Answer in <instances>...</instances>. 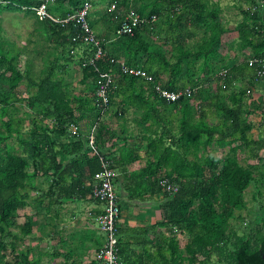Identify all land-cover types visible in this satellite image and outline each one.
Returning <instances> with one entry per match:
<instances>
[{
	"label": "trees",
	"instance_id": "trees-1",
	"mask_svg": "<svg viewBox=\"0 0 264 264\" xmlns=\"http://www.w3.org/2000/svg\"><path fill=\"white\" fill-rule=\"evenodd\" d=\"M8 1L0 2V12L32 15L38 25L36 29L54 41L55 48H62L61 69L65 70L66 62L77 59L73 62L79 67V81L84 88L77 94L67 91L68 84L63 83L61 76H55L58 59L46 65L41 75L34 76L30 66L23 73L14 62L20 51L8 40H0V264H38L39 257L31 256V245L19 248L18 241L25 244L30 237L35 217L46 218L48 211L58 212L64 201L90 193L94 173L100 169L99 154L106 156L102 148L113 137L103 115L110 110L121 119L130 104L146 109L150 117L154 100L179 106L182 117L177 138L184 146L152 147L150 163L131 173L128 182L145 186L144 192L148 190L151 194L160 192V177L176 186L173 193L163 191L165 199L160 205L163 217L160 224L166 225L168 231L164 239L169 252L165 264H183L184 260L186 264H264L262 190L258 189L263 198L255 226L238 233L231 224L233 218L241 217L235 212L243 207L249 185L260 183L264 190V161H261L264 133L254 136L248 118L256 109L264 114V99L258 104L251 94H246V89L256 82L253 72L249 74L252 68L247 60L264 56V0H234L244 1L246 8L241 9L243 18L234 27L236 38L228 41H224V36L229 28L220 21L217 5L214 2L210 5L208 0H124L126 7L131 6L141 16L155 15L157 19L141 23L132 34L119 36L114 32L119 21L107 10L112 0H91L92 7L96 4L104 7L91 11L90 26H97L94 15L99 13L105 18L107 34L105 37L96 34L102 53L85 65L82 62L89 59L94 49L72 40L78 32L73 23L43 19L19 6H36L41 0ZM83 1L55 0L49 11L65 17ZM164 26L160 36L159 30ZM79 47H83L81 52L71 53ZM225 50L239 53H232L234 61L220 68L218 64L230 57V52L224 54ZM246 50L248 55H244ZM111 59H123L129 65L145 69L167 89L189 88L191 92L174 101L159 99L151 82L124 74ZM222 69L226 70L225 75L220 73ZM102 72H110L112 82L108 106L101 115L95 101L97 80ZM249 75L252 80L248 86H236L238 78ZM134 97L140 98L139 104ZM249 97L251 102L247 103ZM16 103L23 108L22 116L16 113ZM210 110L216 114L212 122ZM96 122L94 152L88 145L87 134ZM72 123L78 126L77 135L69 131ZM159 135L162 139L165 133ZM215 149L226 152L220 157L212 152ZM126 151L128 156L133 153ZM190 154L192 160L187 157ZM242 158L247 161L241 163ZM138 175L139 183L135 179ZM39 177L48 182L45 188L40 186L42 182L36 183ZM86 182L89 188L84 186ZM26 207L35 216L28 214L18 224V211ZM179 232L187 235L185 258L178 243Z\"/></svg>",
	"mask_w": 264,
	"mask_h": 264
},
{
	"label": "crops",
	"instance_id": "crops-1",
	"mask_svg": "<svg viewBox=\"0 0 264 264\" xmlns=\"http://www.w3.org/2000/svg\"><path fill=\"white\" fill-rule=\"evenodd\" d=\"M99 6L100 9L104 7ZM94 17L98 20V27L93 28L95 33L105 37L107 34L105 18L99 13ZM165 28L164 26L163 30H159L160 36H163ZM252 72L253 70H250L249 74ZM250 76H247L248 81L252 80ZM254 86L258 95H253L254 87L251 88V95L259 104L264 93V82L256 81ZM133 100L138 101L139 104L140 98L134 97ZM149 111L153 116L146 115V109H138L129 104L121 119L117 118L112 111L103 116L105 123L113 132V137L104 145L102 151L111 159L116 173L114 187L121 208L117 224L118 241L123 264H165L168 254L164 243V239L168 236L167 226L160 224L163 217L161 208L158 206L164 198L158 192L153 194L148 190L144 192L145 186H138L139 184L134 182L130 184L128 180L132 178L131 173L140 171L150 163L152 147L183 148V143L177 138L182 112L178 105L168 104L167 106L161 100H154ZM260 111V109L254 111L262 117L257 126H264V114ZM210 112L209 120L212 122L211 118L216 120V114L211 110ZM161 130L165 133L162 139L159 135ZM126 149L133 151L129 153L131 156H128ZM187 157L190 160L193 159L192 154ZM165 169L166 167L163 171ZM135 179L139 183L141 176H135ZM84 186L89 188L87 182ZM136 193L143 194L141 197L131 196ZM101 208L102 204L93 199L88 192L84 196L64 201L58 212L53 210L48 213L47 245L53 251V261L57 263L62 261L63 264L93 263V254L102 244V236L96 228L94 219Z\"/></svg>",
	"mask_w": 264,
	"mask_h": 264
},
{
	"label": "built area",
	"instance_id": "built-area-1",
	"mask_svg": "<svg viewBox=\"0 0 264 264\" xmlns=\"http://www.w3.org/2000/svg\"><path fill=\"white\" fill-rule=\"evenodd\" d=\"M55 0H41L38 5H19L22 10H32L35 14L43 19H50L54 22L65 24L73 23L77 27L78 32L72 37V40H79L84 45H89L91 49H94L93 54L88 60L82 62L83 65L93 62V59L99 57L102 53L101 40L97 37L93 28L89 23V15L92 11L91 0H84L79 8L65 17H59L56 14L49 11V6L54 3ZM124 0H112L108 2L107 10L113 13V18L119 21V25L115 28V35L132 34L134 29L143 22H154L157 17L151 15L150 17L141 16L131 6L126 7L123 4ZM0 2H9L8 0H0ZM77 49V48H76ZM75 49L71 50L74 53ZM115 61L120 70L127 75H132L143 79L146 82H151L153 90L157 94L159 99L165 101H174L182 95H189L191 89H179L170 90L160 82H156L154 77L149 74L145 69L129 65L123 59H116ZM247 64L253 70L254 79L256 81L264 82V56L250 57L247 60ZM225 75L226 70L222 69L220 72ZM112 82V74L110 72H102L99 74L97 80L96 101L95 104L100 108V114H104L105 109L109 102V88ZM224 86V85H223ZM246 94H252V89L248 87ZM264 99V93L262 94ZM97 128V122L94 123L88 131V145L91 150L96 152L97 147L94 143V135ZM69 131L72 135L78 134V126L76 124H70ZM100 169L94 173L95 182L90 189V195L93 199L102 204V208L98 214L95 215V224L98 232L102 236V244L93 254V264H123L119 254L118 246V220L121 213V208L118 202V197L114 187V178L116 173L114 171L112 161L99 154ZM158 184L163 191L173 193L176 190V186L170 182L166 177H160Z\"/></svg>",
	"mask_w": 264,
	"mask_h": 264
},
{
	"label": "rangeland",
	"instance_id": "rangeland-1",
	"mask_svg": "<svg viewBox=\"0 0 264 264\" xmlns=\"http://www.w3.org/2000/svg\"><path fill=\"white\" fill-rule=\"evenodd\" d=\"M210 5L211 2H214L215 5L219 8L218 16L220 18V21L222 22L223 26L225 28H229L228 32L225 33L224 41L231 40L233 38H236V31L234 29L235 25L238 24V22L243 18V15L241 13L242 8H246V4L244 1H234V0H208ZM100 4H96L92 8L93 10L100 9ZM103 26V25H102ZM38 27L36 23L35 17L32 15H25L23 12L19 11H6L3 10L0 12V40H8L9 42L13 43L15 47L17 48L19 54L17 55V59L14 61L16 65L20 68L21 71H25V69L30 66L31 72L34 76H38L42 74V70L45 69L46 65L49 63L55 61L57 63L56 66V74L55 76H61L63 79L64 84H68L67 91H70L73 94H77L80 92L81 89L84 88V85L80 83L79 79L81 77V72L79 70V67L77 64L73 61H76L77 59L74 58L73 61L66 62L67 67L64 69L60 68V64L64 63L63 58H60V51L61 47L55 48V42L52 41L49 38H45L36 28ZM93 27L94 29L97 28ZM93 29V30H94ZM95 32V31H94ZM83 47H79L75 49V52H81ZM230 51L225 50L224 54H228ZM232 53H239V52H230L229 58L226 59L225 63L218 64V66L221 68L226 63H231L234 61V57L232 56ZM248 51L246 50L244 55H248ZM244 57V56H243ZM239 58H242V55H239ZM247 78V77H245ZM238 78L235 83L236 86H248V78ZM247 81V83H246ZM23 86V84H22ZM20 86L21 88H23ZM254 87V96L258 95L257 90H255ZM251 97H253L251 95ZM251 98L249 97L247 99V103L251 102L249 101ZM16 113L18 116L23 115V108L19 103H16ZM114 109V108H113ZM112 109V110H113ZM110 111V110H108ZM113 112V111H112ZM105 115V114H104ZM103 115V116H104ZM104 118V117H103ZM249 120L252 123V134L254 136H257L261 133H264V126H257L259 119L262 117L258 112H252L248 116ZM264 119V118H263ZM211 120H214L211 118ZM214 154L223 157L226 150L222 151L220 149H215L212 151ZM243 156V155H242ZM262 156V162L264 161V149L261 152ZM249 160V159H248ZM241 163L246 162L247 160L242 158V160H239ZM250 162H253V160H250ZM44 178H37L36 183H41L40 186L46 187L48 182H43ZM258 189L262 190V194L264 195V190L262 188V185L260 183H253L249 185V187L246 189L244 193V205L243 207H240L236 210V215L241 216L238 219L233 218L231 220L232 226L237 229L238 233H245L248 232L251 228H253L258 221V215L257 210L260 206L261 200L263 198V195L260 196ZM33 194V192H31ZM164 199L163 190L160 189V192H158ZM163 203V202H162ZM162 203L158 204L160 206ZM161 208V207H160ZM19 214L17 216L16 222L18 224H21L25 220V216L28 214H33V210H31L30 207H26L24 209H21L18 211ZM52 211H48L46 218L44 216H37L34 218V228L33 231L28 239H26L25 244L22 243V241H18V247L25 249V246L31 245L32 251L31 256L39 257L38 264H63L62 261L57 263V261H53L52 257V249L48 248L47 245V216L48 213H51ZM33 216H35L33 214ZM53 219V217L51 218ZM45 221V223H44ZM14 231L18 232V228H13ZM178 243L182 250V257L185 258L186 252L184 251V245L187 240V235L185 233H178ZM169 256V252L167 254V258ZM10 259V258H7ZM212 261H216V257H212ZM187 261L184 260L183 264H186ZM216 263V262H215ZM211 263V264H215Z\"/></svg>",
	"mask_w": 264,
	"mask_h": 264
},
{
	"label": "water",
	"instance_id": "water-1",
	"mask_svg": "<svg viewBox=\"0 0 264 264\" xmlns=\"http://www.w3.org/2000/svg\"><path fill=\"white\" fill-rule=\"evenodd\" d=\"M263 259H264V255H263Z\"/></svg>",
	"mask_w": 264,
	"mask_h": 264
}]
</instances>
